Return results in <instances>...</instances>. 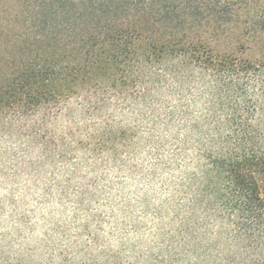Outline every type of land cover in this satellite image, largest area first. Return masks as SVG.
Wrapping results in <instances>:
<instances>
[{
	"label": "trees",
	"instance_id": "16d2710c",
	"mask_svg": "<svg viewBox=\"0 0 264 264\" xmlns=\"http://www.w3.org/2000/svg\"><path fill=\"white\" fill-rule=\"evenodd\" d=\"M138 152L192 162L202 264H264V0H0L4 173Z\"/></svg>",
	"mask_w": 264,
	"mask_h": 264
},
{
	"label": "rangeland",
	"instance_id": "374dc122",
	"mask_svg": "<svg viewBox=\"0 0 264 264\" xmlns=\"http://www.w3.org/2000/svg\"><path fill=\"white\" fill-rule=\"evenodd\" d=\"M134 158L143 172L57 164L14 176L0 163V264H202L197 251L222 241L198 226L192 162L162 170Z\"/></svg>",
	"mask_w": 264,
	"mask_h": 264
}]
</instances>
